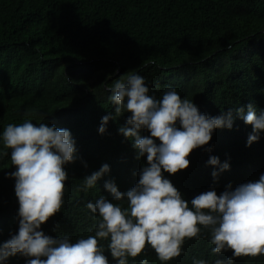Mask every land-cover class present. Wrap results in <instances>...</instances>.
<instances>
[{
	"label": "trees",
	"instance_id": "obj_1",
	"mask_svg": "<svg viewBox=\"0 0 264 264\" xmlns=\"http://www.w3.org/2000/svg\"><path fill=\"white\" fill-rule=\"evenodd\" d=\"M129 71L145 77L157 98L175 87L211 116L249 102L264 109V0H0V132L25 119L40 123L45 115V123L70 130L88 165L77 160L65 166L64 205L42 225L45 234L68 235L73 242L94 234L89 229L96 221L86 203L100 195L111 199L103 188L107 179L121 192L138 180L134 173L145 160H137L131 142L118 133L128 114L97 133L101 117L113 111L107 89ZM250 131L239 119L231 130L217 129L211 153L203 151L207 146L194 149L186 157L188 168L164 175L186 200L210 186L219 194L229 183L234 188L258 179L264 173V134L246 147ZM3 152L10 149L0 145V241L17 230L18 208L14 180L5 178L15 167ZM209 155L230 164L215 184ZM105 163L110 172L81 191L83 177ZM209 239L202 230L168 264H192L193 258L215 264L231 255L212 254ZM141 258L161 264L147 245L135 264ZM109 260L114 264L110 255ZM9 264L24 260L12 257ZM233 264H264V255L237 257Z\"/></svg>",
	"mask_w": 264,
	"mask_h": 264
},
{
	"label": "clouds",
	"instance_id": "obj_2",
	"mask_svg": "<svg viewBox=\"0 0 264 264\" xmlns=\"http://www.w3.org/2000/svg\"><path fill=\"white\" fill-rule=\"evenodd\" d=\"M107 91L113 111L101 117L97 133L105 134L110 120L128 114L118 133L131 142L135 158L145 160L134 173L138 180L121 192L114 179H107L103 188L111 199L100 195L86 203L96 221L89 229L94 234L74 242L68 235L45 234L42 225L64 205L69 180L65 166L77 160L85 168L88 165L79 156L70 130L45 123V115L40 123L25 119L7 124L0 132V145L10 149L3 154L15 167L5 178L14 180L17 230L0 241V264H9L12 257L23 258L24 264H110L109 255L114 264H128L129 258L135 264L146 245L161 264H168L182 254L186 240H199L202 230L210 233L212 254L231 252L215 264L264 255V173L234 188L229 183L219 194L210 186L190 200L164 175L188 168L186 157L194 149L207 146L203 151L211 153L213 133L231 130L237 119L251 127L245 146L258 142L264 134V109L249 102L211 116L201 112L193 99L182 98L175 87L169 86L157 98L150 94L145 77L132 71L115 78ZM206 165L214 169L213 184L230 169L227 160L221 162L215 155H209ZM109 172V165L102 164L83 177L80 190L96 187ZM105 241L106 245L101 243ZM139 264L148 261L141 258ZM192 264L207 262L193 258Z\"/></svg>",
	"mask_w": 264,
	"mask_h": 264
}]
</instances>
